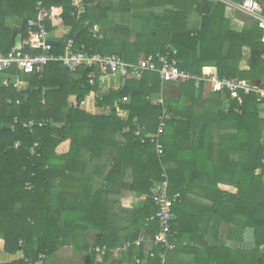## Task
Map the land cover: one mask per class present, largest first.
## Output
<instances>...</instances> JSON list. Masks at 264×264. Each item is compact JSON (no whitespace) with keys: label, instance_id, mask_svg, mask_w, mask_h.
<instances>
[{"label":"trees","instance_id":"1","mask_svg":"<svg viewBox=\"0 0 264 264\" xmlns=\"http://www.w3.org/2000/svg\"><path fill=\"white\" fill-rule=\"evenodd\" d=\"M38 1L48 9L49 18L57 16L56 20L70 27L64 43L49 40L56 55L63 53L68 39H72L77 49L83 46L86 51L103 55L116 53L130 62L139 60L140 51L148 55L170 47L176 49L179 68L192 75L212 72L220 77L246 79L264 88L262 30L251 15L241 31L231 29L225 16L226 3L221 0H167L166 3L176 7L177 11L150 16L155 25L149 32L150 37L138 35L134 44L99 40L97 34L91 32L95 21L88 11L76 15V0H0L2 52L11 48L9 40L12 33L19 34L21 39L27 37L26 23L36 17ZM193 12L199 16L195 30L187 27V18ZM5 14L18 18L19 26L6 23ZM162 25L167 27L159 31L157 28ZM45 27L50 29L48 18ZM161 35L164 41L155 47V41ZM144 38L153 45L143 46ZM244 47L249 49L247 58ZM245 59L246 65L243 66L241 63ZM88 72L89 69L83 66L70 71L60 61L49 62L41 74H22L14 67L6 70L11 76L26 79L28 84L22 90L11 81L6 85L0 84V237L4 241L5 252L14 254L21 251L23 257L0 264H28L37 260L40 254H44L47 260L65 244L87 251L89 243L80 245L77 234L89 226L102 233L94 245L112 247L134 240L140 234L153 236L158 226L156 219L150 218L158 208L148 194L153 182L162 179L163 169L168 175L170 195L180 194L172 206V227L177 230L179 245L188 240L189 230L181 227L183 221L178 220L175 214L180 218L177 211L186 195L195 183L203 185V179H206L204 186L216 191L208 197L212 200L209 212L215 223H232L234 227L230 229L229 237L243 228H252L253 247L245 250L215 242L197 251L212 256L206 264H264V164L261 162L264 119L259 117L264 98L258 100L255 93H240L244 102L242 112L238 114L233 110L236 100H232L228 92H211L210 97L203 98L204 87L196 89L193 80L179 83L178 100L165 98L170 118L161 135L163 153L158 155L154 144L146 138L148 133L156 131L158 117L163 110L154 101L162 86L158 74L150 71L137 79L128 78L123 87L99 97L95 94L96 85L88 83ZM70 95L75 96L74 104L68 102ZM124 96L129 100L119 104L117 111L114 101ZM82 101H87L84 107L81 106ZM182 101L189 104L185 106ZM198 101L203 103L206 111L199 120L207 122L210 117L207 118L206 114L211 110L215 121L230 122L229 126L235 129V133L230 136L220 134L215 140L210 133H204L193 146L192 133L188 131L195 121V103ZM226 104L229 105L227 110ZM106 106L110 107L107 113L99 111ZM29 121L34 122L31 129L23 127V123ZM138 126L142 127L140 136L135 134ZM178 129L181 132H177ZM118 135L126 142L124 150L129 146L132 151L125 162L132 169L129 188L136 195L147 196H143L142 207L133 211V229L124 238L116 235L117 238L111 240L106 235V226L99 225L102 222V205L93 181L88 182L85 178L79 188L69 194L61 192L60 185L55 186L52 180L54 174L72 178L83 155L93 159L100 157L104 145L117 147ZM141 137H145L144 142H141ZM68 139L69 152L65 157L56 156L55 147ZM174 139L187 145L175 149ZM224 143H229V149L223 148ZM174 156L180 158L178 164L185 168L186 175L182 176L177 171L173 174L167 162ZM112 158L114 162L109 175L117 167H123L122 160ZM195 161L196 170H200L197 174L201 176L197 181L190 175V164L195 169ZM188 162L190 164L186 166ZM202 172H207L208 178H203ZM218 183L231 184L237 191H219L216 188ZM143 248V245L139 249L130 247L128 257L134 264L136 256L155 263L157 259H149ZM150 248L156 254L160 250L159 246L152 244Z\"/></svg>","mask_w":264,"mask_h":264},{"label":"crops","instance_id":"2","mask_svg":"<svg viewBox=\"0 0 264 264\" xmlns=\"http://www.w3.org/2000/svg\"><path fill=\"white\" fill-rule=\"evenodd\" d=\"M84 4L85 12L88 11L91 19L95 21L94 26L97 27V37L99 40H114V41H127L128 43H137V37L144 36L145 33L151 32L154 28V23L150 20V16H160L165 14L167 11H177V8L169 3L167 0H81ZM218 1V0H217ZM220 1V0H219ZM226 3L225 6V16L230 21V28L235 31H241L244 27L247 17L250 15L241 10L238 7L239 0H221ZM261 6L262 14L264 15V0H257ZM1 12V10H0ZM84 12V13H85ZM4 20L13 27L19 26L18 18L12 17L9 14H5ZM47 18L50 22L49 40L52 43H64L66 36L70 31L68 25L63 24L58 19L57 16L53 18ZM172 21V20H171ZM87 22V21H86ZM144 22L147 23L148 27H142ZM199 25V16L197 13L193 12L187 18V27L189 29L195 30ZM20 35L16 36L14 42L20 40ZM108 49V48H107ZM246 58L248 57L249 49L247 47L243 48ZM139 59L145 55V51L139 52ZM246 60L242 61L241 65H246ZM7 77V78H6ZM9 77V78H8ZM4 79L8 82H15L16 78L0 73V84H3ZM20 84L16 87L19 90L25 89L27 86V80L18 77ZM125 79V82H123ZM127 81V78H120L117 76H107L96 79V95L102 96L112 91H116L123 87ZM257 84V83H254ZM164 90L175 91L174 94H164V98L170 101H177L179 98V86L178 84L165 83L163 86ZM206 92L211 96V92L205 88L202 91V97L208 98ZM75 96L70 95L69 98ZM128 97V96H127ZM129 100V97H128ZM128 102V101H127ZM122 102V99H117L114 101L113 106L119 111V104L127 103ZM185 102V106L189 103ZM187 102V103H186ZM110 107L100 108L99 111L107 113ZM206 111L203 109V103L198 101L195 103V121L189 129V133H192V145L196 146L199 142V138L204 135V133H210L213 140L217 138L218 135L230 136L235 133V129L230 125V122L224 120H219L218 123L213 119L211 110H209L206 115L210 117L207 122L204 119H198ZM185 113V112H184ZM127 116V112H124ZM176 128H179L176 124ZM177 132H181L180 129ZM185 133V132H183ZM208 137V135H207ZM117 147L104 145L102 149V155L100 157L93 159L86 155L82 156L80 163H78V171L74 175L62 176L61 174L53 176L52 182L55 186H59L61 192L74 193L76 188L84 181L92 182L94 184V190H98L99 198L101 202L100 210L102 222L99 225L106 226V235L111 240H115L118 237L124 238L129 231L133 229V211L140 209L143 205L144 197L136 195L135 192L130 190L129 185L132 181V169L127 167L125 162L130 158L132 151L129 150L127 146L126 151L124 150L125 140L121 136H117ZM175 143V149L179 146H186V142L178 141L174 139L172 141ZM188 143V142H187ZM224 149H229V143L223 144ZM70 149V141L65 140L55 147V154L58 157H65ZM176 153V150L173 151ZM181 155H179L180 157ZM122 160L123 167L120 169L116 168V171L112 174H108L112 164L113 158ZM180 158L171 157L168 160V165L173 171L181 172L182 176L186 175L185 168L179 166L178 161ZM182 159V158H181ZM184 161V160H183ZM191 162V161H190ZM188 162L186 166L190 164ZM191 176L194 180H200L197 173L200 170H196L194 166L190 164ZM119 168V169H118ZM203 178H208L207 172H202ZM88 176V177H87ZM196 178V179H195ZM88 179V180H87ZM203 185L201 183H195L191 188V191L186 195V199L183 204L178 208L177 216L178 220H182L183 224L181 227L189 230L188 232V242L184 241L182 245L167 256L166 264H206L207 261L212 258V256L207 254H202L197 251L198 248H206V246H211L215 242L224 244L228 247L250 250L253 247V229L246 227L241 229L238 233L233 234V237H229L230 229L234 227L232 223L220 221L215 223L214 217L209 212V207L212 206V200L208 197L216 193L215 188L208 189L204 186L207 180L203 179ZM61 183V184H59ZM217 190L236 193V188L228 183H218ZM102 233L96 231L94 228L89 226L85 231H79L77 234V240L80 245H84L85 242L89 243L88 250H81L80 247L74 248L72 244L62 245L52 256L47 259L48 264H94L93 254L90 252V248L95 244V240H100ZM117 235V236H116ZM4 241L0 237V263H9L22 259L23 253L18 251L14 254H9L3 249ZM119 245V244H118ZM107 246V245H105ZM116 246V245H115ZM115 246L109 247L114 248ZM108 247V246H107ZM150 248V244H145L143 250L144 253ZM182 249V251L180 250ZM128 252L114 253L110 252L105 260L100 264H134L133 259L128 257Z\"/></svg>","mask_w":264,"mask_h":264},{"label":"built area","instance_id":"3","mask_svg":"<svg viewBox=\"0 0 264 264\" xmlns=\"http://www.w3.org/2000/svg\"><path fill=\"white\" fill-rule=\"evenodd\" d=\"M77 1L76 15L79 16L85 12L84 4L81 0ZM238 7L253 16L256 19L258 27L262 30L261 41L264 42V15L262 14L261 6L257 0H239ZM36 17L28 19L26 23L27 37L20 39L17 43L14 42L7 52L0 50V73H6V70L16 68L17 72L22 74L37 73L41 74L46 65L51 61H60L70 71H75L83 66L89 69L87 74L88 83L94 85L96 79L117 76L120 78H140L146 72H156L161 80L162 86L165 83L179 84L187 80L194 81L196 89L201 86L209 92H228L232 100H236V105L233 110L241 114V106L243 98L240 93L249 94L255 93L258 95V100L264 98V88L256 84H251L246 79L220 77L216 73L204 72L199 76H195L182 70L178 66L176 58V49L168 48L165 51H156L153 54L143 55L138 61L130 62L116 53L103 55L99 52L84 50L83 46L80 49L75 48L72 39H68L61 55H56L52 52V44L49 42L48 30L45 27V20L50 13L47 8L42 6L38 1L36 4ZM87 24V22H86ZM91 32L97 33V27L93 26ZM16 81L13 83L15 87L21 83L17 75H13ZM7 78V77H6ZM8 80L4 79L3 84H7ZM161 86L160 93L154 99L155 103L161 105L162 114L158 117V125L156 131L148 133L146 138L154 144L155 151L158 155L163 153V145L161 135L164 132L166 123L170 118V113L165 105L163 87ZM128 97H122V102H127ZM85 103L84 101L81 104ZM229 105L226 104V110ZM16 122V119L14 120ZM34 122H24L23 127L30 128ZM142 127L138 126L135 134L140 136ZM145 141V137H141V142ZM36 145V144H35ZM31 153H34L33 148ZM262 164H264V145L262 149ZM264 170V166H263ZM161 180L153 182L149 189L148 196L157 206L158 210L150 219H156L158 229L153 236L140 234L134 240H126L122 244L116 245L114 248H109L105 245H94L90 248L93 254L94 264L102 263L110 252L122 253L128 251L130 247L139 249L142 245L152 244L159 246L160 250L153 252L151 248L146 250V255L149 259L156 258V262L144 260L140 256L135 257V264H166L167 254L170 250L176 248L180 240L178 239L177 230L172 227L174 214L172 211L173 204L178 200L180 194L169 193L168 175L163 169ZM27 186L31 187L30 184ZM146 197L147 195H143ZM28 264H48L44 254H40L38 259Z\"/></svg>","mask_w":264,"mask_h":264},{"label":"rangeland","instance_id":"4","mask_svg":"<svg viewBox=\"0 0 264 264\" xmlns=\"http://www.w3.org/2000/svg\"><path fill=\"white\" fill-rule=\"evenodd\" d=\"M166 19H168L167 17H166ZM159 23H162V22H160L159 21ZM167 24H168V22H166ZM140 26H142V27H148V25H147V23L146 22H144V24L143 25H140ZM166 27H167V25L165 26V25H162V26H159L157 29L159 30V31H161V30H164V29H166ZM146 36H148V37H150V35H149V32H147V34H145L144 35V37H146ZM162 41H164V36L163 35H161L160 37H158L157 39H156V41H155V44H154V46L156 47L158 44H160V42H162ZM142 45L143 46H152L153 45V42H151L150 40H146V38H144V42L142 43ZM243 52H244V50H243ZM169 92V94L171 95V94H174V92L175 91H172V90H164L163 92L165 93V94H167L168 92ZM167 92V93H166ZM206 96H210L209 95V93H207L206 92ZM70 97V96H69ZM68 97V102H69V104H74L75 103V101H74V97H71V98H69ZM87 101H85V103H86ZM85 103H83V104H81V106H85ZM96 111V110H95ZM259 117L260 118H262V119H264V105L261 107V109H260V111H259ZM263 137H264V135H263ZM182 245V244H181ZM180 245V246H181ZM178 246H179V244L176 246V248L175 249H173V250H170L169 252H168V254H167V256H169L171 253H173V252H175V250H177V248H178ZM179 246V247H180ZM181 251H182V249H180Z\"/></svg>","mask_w":264,"mask_h":264},{"label":"water","instance_id":"5","mask_svg":"<svg viewBox=\"0 0 264 264\" xmlns=\"http://www.w3.org/2000/svg\"><path fill=\"white\" fill-rule=\"evenodd\" d=\"M14 38H15V33H12L11 37H10V40H9V44L10 45H13L14 43ZM123 82H125V79H123Z\"/></svg>","mask_w":264,"mask_h":264}]
</instances>
